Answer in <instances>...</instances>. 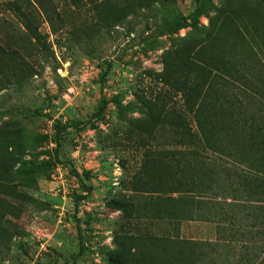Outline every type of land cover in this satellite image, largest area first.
<instances>
[{"label": "rangeland", "instance_id": "1", "mask_svg": "<svg viewBox=\"0 0 264 264\" xmlns=\"http://www.w3.org/2000/svg\"><path fill=\"white\" fill-rule=\"evenodd\" d=\"M137 1L106 0L103 8L100 0L0 4V264H110L108 251L132 256L140 243L146 264H169L183 241H215L214 224L183 220L181 204L173 218L167 201L155 197L172 193L167 179L160 191L152 186L150 158L171 162L160 152L176 137L116 102L164 103L162 94L174 107L179 97L170 103L159 78L172 53L203 47L216 56L220 35L264 63L263 0H211L192 25L157 37L164 15L189 17L197 0L164 7L143 0L152 5L141 9ZM117 16L123 20L115 26ZM103 100L102 119L87 123ZM71 166L89 173V193ZM114 200L127 209H113Z\"/></svg>", "mask_w": 264, "mask_h": 264}, {"label": "trees", "instance_id": "2", "mask_svg": "<svg viewBox=\"0 0 264 264\" xmlns=\"http://www.w3.org/2000/svg\"><path fill=\"white\" fill-rule=\"evenodd\" d=\"M153 1L160 7L168 4V0ZM105 2L97 4L103 8ZM210 2L197 0L189 17L164 15L152 37L171 35L192 25L189 22H195ZM134 4L137 9L150 8L152 1ZM18 6L14 2V7ZM102 13L107 16L104 9ZM122 20L117 16L115 26ZM215 41L220 45L216 56L206 54L203 47L172 53L171 64L159 78L169 88L170 103L179 97L174 107H168L162 94L158 98L164 103L138 98L140 106L116 105L118 110H141L154 128L176 137L171 149L160 152L168 154L171 162L161 156L150 158L152 186L160 191L167 179L172 193L164 199L157 192L156 199L167 201L173 218L179 217L175 207L181 204L185 207L180 212L183 220L216 227L215 241H183V251L169 264H264V63L254 64L247 54L241 55L234 37L220 35ZM110 69L111 65L103 81ZM107 106L103 100L87 123L100 121ZM58 129L59 133L66 130L60 125ZM179 136L185 145L177 140ZM71 169L89 193L85 184L89 173ZM2 172L1 164L0 176L5 177ZM111 205L118 211L127 209V204L117 200ZM162 242L157 241V246ZM143 248L142 243L137 244L132 256L117 248L108 251L107 257L110 264H146Z\"/></svg>", "mask_w": 264, "mask_h": 264}, {"label": "built area", "instance_id": "3", "mask_svg": "<svg viewBox=\"0 0 264 264\" xmlns=\"http://www.w3.org/2000/svg\"><path fill=\"white\" fill-rule=\"evenodd\" d=\"M9 1H11V0H0V4L6 3V2H9Z\"/></svg>", "mask_w": 264, "mask_h": 264}]
</instances>
